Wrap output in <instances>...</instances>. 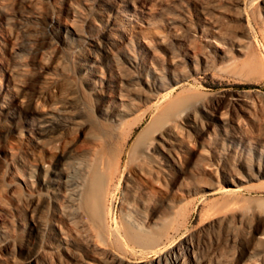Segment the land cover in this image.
I'll return each mask as SVG.
<instances>
[{
    "label": "bare ground",
    "instance_id": "1",
    "mask_svg": "<svg viewBox=\"0 0 264 264\" xmlns=\"http://www.w3.org/2000/svg\"><path fill=\"white\" fill-rule=\"evenodd\" d=\"M225 3L202 2L204 22L215 28L206 35L205 44L181 34L178 39L186 56L175 46L169 47L166 55L152 49L154 59L141 66L142 59L129 45L126 30L119 27L105 38L102 36L104 39L90 41L100 48L96 53L87 46L83 66L97 103V121L81 116L82 109L74 108L71 95L65 101L52 96L46 108L37 106L43 111L36 124L42 136L37 140L38 146L49 156L36 161L32 168L37 183L46 188L36 204L38 211L49 207L53 218L32 214L25 223L30 239L45 242L50 237L56 243L51 247L59 248L75 264H209L208 255L198 251L193 238L179 246L176 236L184 227L180 216L188 200L186 192L220 191L219 182L211 177L235 174V179H242L227 161L226 153L211 145L219 132L214 122L236 123L235 137L264 148V138L255 137L240 121L241 114L253 113L249 92L232 96L227 104L229 110L237 113L232 117L222 103L188 93L201 87L195 74L214 66L209 48L213 42L221 56L235 60L216 38L223 32L221 19L229 13ZM236 16L252 26L248 0L242 1ZM182 22L187 25L185 20ZM102 61L110 62L109 72L94 69ZM30 101L21 99L22 104ZM72 133L76 134L71 137ZM196 152L212 161L198 166L194 162ZM241 163L253 164L249 158ZM258 168L264 175L262 163ZM235 179L228 182L235 184ZM236 191L229 188L227 194ZM230 221L228 213L215 215L200 231ZM7 236V231H0V245ZM47 254H32L29 264L59 263ZM150 254L156 255L150 263L141 260ZM129 255L140 260L130 261ZM247 256L264 261V231L254 233L239 262ZM217 264L228 263L218 259Z\"/></svg>",
    "mask_w": 264,
    "mask_h": 264
},
{
    "label": "rangeland",
    "instance_id": "2",
    "mask_svg": "<svg viewBox=\"0 0 264 264\" xmlns=\"http://www.w3.org/2000/svg\"><path fill=\"white\" fill-rule=\"evenodd\" d=\"M204 1L110 0L108 5L106 0H0V231L8 232L7 241L0 245V264H29L32 254L45 256L46 252L58 264H75L59 248L51 247L50 244H56L53 239L47 237L45 242L30 239L27 230L32 214L53 218L49 207L38 211L36 204L40 196L44 197L46 188L37 183L32 168L49 156L38 146L37 140L42 136L36 124L43 111L37 106L46 108L52 96L65 101L71 95L74 108L82 109L81 116L97 121V103L83 66L87 46L96 53L100 48L90 41L105 38L113 28L119 27L126 30L129 45L142 59L141 66L154 59L152 49L166 55L168 48L175 46L186 56L178 39L181 34L205 44L206 35L215 28L204 22L201 13ZM224 1L229 13L220 21L223 34H217L216 38L235 60L221 56L213 42L209 48L214 66L195 74L201 89L188 93L222 103L232 117L237 114L227 107L232 96L249 92L253 113L241 114L240 121L255 137L263 139L264 1L248 0L252 26L236 16L243 0ZM161 63H164L162 59ZM110 67V62L102 61L94 69L109 72ZM23 98L31 101L22 104ZM83 106L84 109L80 108ZM214 125L219 132L211 145L226 153L227 161L240 172L242 179H235V174L208 176L219 182L220 191L186 192L188 200L180 216L184 227L176 236V243L184 246L186 239L193 238L198 251L208 255L209 264H217L218 259L228 264H264L263 260L248 256L239 262L254 233L264 231V175H260L258 168L259 163L264 167V148L235 137L234 122L222 125V121L216 120ZM194 155L198 166L212 161L198 152ZM244 158L253 164L241 163ZM228 179H235V184ZM229 188L237 191L229 195ZM225 213L231 216L230 223L200 231L206 221ZM129 256L130 261L140 260L138 256ZM155 257L150 254L141 260L150 263Z\"/></svg>",
    "mask_w": 264,
    "mask_h": 264
}]
</instances>
